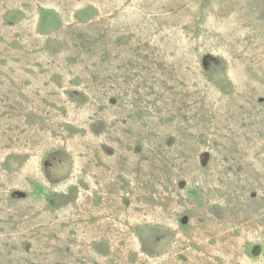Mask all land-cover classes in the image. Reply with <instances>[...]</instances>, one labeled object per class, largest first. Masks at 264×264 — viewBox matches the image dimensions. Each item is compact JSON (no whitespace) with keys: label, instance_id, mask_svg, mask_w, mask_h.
<instances>
[{"label":"rangeland","instance_id":"1","mask_svg":"<svg viewBox=\"0 0 264 264\" xmlns=\"http://www.w3.org/2000/svg\"><path fill=\"white\" fill-rule=\"evenodd\" d=\"M0 264H264V0H0Z\"/></svg>","mask_w":264,"mask_h":264}]
</instances>
